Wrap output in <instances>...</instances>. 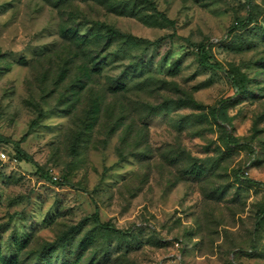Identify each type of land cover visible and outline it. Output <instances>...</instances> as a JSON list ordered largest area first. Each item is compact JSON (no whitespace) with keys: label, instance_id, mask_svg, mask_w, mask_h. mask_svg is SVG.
Listing matches in <instances>:
<instances>
[{"label":"rangeland","instance_id":"1","mask_svg":"<svg viewBox=\"0 0 264 264\" xmlns=\"http://www.w3.org/2000/svg\"><path fill=\"white\" fill-rule=\"evenodd\" d=\"M150 1L0 0V264H264V0Z\"/></svg>","mask_w":264,"mask_h":264},{"label":"trees","instance_id":"2","mask_svg":"<svg viewBox=\"0 0 264 264\" xmlns=\"http://www.w3.org/2000/svg\"><path fill=\"white\" fill-rule=\"evenodd\" d=\"M145 3H147L150 6H153L152 2L150 0H143ZM164 20H166L168 23L173 24L172 21L168 20L164 15L159 14ZM99 26V31L104 35V37L107 40L108 45L110 46V44L119 41L120 39H122L124 37V35L115 29H112L109 26H106L104 24L98 23ZM212 55L211 52H209L206 49H203L201 52V57H200V63L203 67L208 68V69H213V70H218V71H223L225 72L226 76L228 77V79L230 80V82L232 83V86L235 88V90L237 91V93H241V88L238 84V81L235 78V75L233 72L231 71H226L222 65L215 61L214 63L212 62ZM125 81L126 78L124 77V80H122V77L117 79L115 81L117 86H123L125 85ZM211 114L214 117L218 116V110L217 109H213L211 111ZM232 143H234L235 145H238V142L233 141ZM14 145V149L16 154L21 157L23 160L25 161H32L27 154L21 149L20 147V143L19 142H13ZM39 170L42 171L41 168H39ZM42 176L43 178L48 181L49 183L55 184V180L53 177L49 176L48 174H46L45 172H42ZM96 224L105 229L109 234L114 235V236H118V237H124L127 232H124L122 230L117 229L114 225L112 224H108V225H103L100 223V220L98 218L97 215H95L94 218ZM264 221V211H262V213L260 214L259 218H258V223H261ZM76 230L75 229H71L68 232L63 233L54 243H47L45 244L41 251L37 254L36 258H35V262L34 264H56L53 261L52 262H48V259L50 257L53 256L54 258V253H56V260H61V264H71V260L70 257L74 256V257H79L80 252L85 250L88 246V244H86L90 238L87 236L85 237L80 244L78 245V251L75 252L74 255H72V240L74 238ZM89 243V242H88ZM2 264H12V259L6 261L3 260Z\"/></svg>","mask_w":264,"mask_h":264},{"label":"built area","instance_id":"3","mask_svg":"<svg viewBox=\"0 0 264 264\" xmlns=\"http://www.w3.org/2000/svg\"><path fill=\"white\" fill-rule=\"evenodd\" d=\"M2 159H6V154H1Z\"/></svg>","mask_w":264,"mask_h":264}]
</instances>
